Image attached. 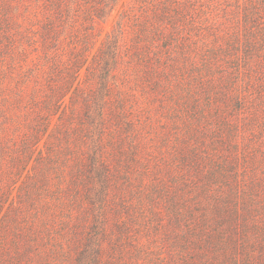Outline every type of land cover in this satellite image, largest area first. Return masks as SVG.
<instances>
[{
    "label": "rangeland",
    "instance_id": "1",
    "mask_svg": "<svg viewBox=\"0 0 264 264\" xmlns=\"http://www.w3.org/2000/svg\"><path fill=\"white\" fill-rule=\"evenodd\" d=\"M44 2H0V8H11L12 24L8 32L14 43L9 47L10 54L0 52V129L6 158L0 169V243L3 244L0 264H74L90 228L89 204L85 200L87 190L71 164L61 179L56 173L58 160L52 153L66 148L74 150L79 142L78 129L83 118L77 110L85 108V92L96 87L95 60L121 16L133 14L134 6L133 0H119L105 22L95 19L92 24L79 12L75 25L70 26L65 35L66 41L72 43L69 49L75 54L70 56L64 44L58 67L53 66L57 57L53 50H48L50 44L44 47L37 35L42 32L44 18L38 13L43 12ZM34 14H38L37 23L32 17ZM134 22L133 15L127 22L128 38L122 49L123 61L114 74V94L108 113L110 122L104 152L112 168L113 197L104 258L110 254L107 264H178L180 252L188 246H178L171 241L181 239L182 235L174 232L178 227L172 222L168 201H174L178 193L188 195L187 201L197 200L195 194H188L189 190L181 181L185 166L180 155L190 157L193 143L197 142L195 152L199 155L200 168L195 170L196 175L202 171L203 176L212 170L210 161L227 164L223 178L212 181V197L202 195L197 200H202L207 211L208 201L212 203L217 195L227 196L223 202L228 207L229 201H246L251 195H255V200L249 201L263 204L264 138H258L257 134L264 127V114L258 119L259 125L253 126L254 132L247 127L249 121L245 122L244 115L235 114L234 120H238L240 128L238 154L234 153L229 145V117L232 115L229 96L227 103L217 97L223 85L229 87V79L223 84L224 79L216 73L211 80L215 88L200 87L193 78L191 65L170 59L163 41L154 42L151 36L139 41L138 23ZM30 30L35 35H29ZM22 45L25 53H21ZM78 59L83 66L74 70L75 75L70 76L66 69L67 72L63 71L67 65V68L74 66ZM68 78L72 81L68 93L58 111L48 117L43 101L46 94L52 85ZM18 91L25 100L18 98ZM44 127L37 144L30 150L23 146L25 134L32 135L36 129L43 131ZM69 132L70 136H65ZM257 145L262 147L258 149ZM61 155L63 158L64 154ZM68 158L73 161L72 156ZM46 173L47 180L43 178ZM206 180L198 181V189L205 187ZM177 186L179 191H175ZM149 201H158L163 213L162 225L150 220ZM15 206L26 214V217H17L18 222L13 219ZM201 215L199 212L197 217ZM222 224L229 227V218ZM1 226H6L7 231H1ZM210 227L213 229L212 222ZM17 230H20L18 236L36 232L32 239L18 240L15 247ZM3 239L5 243L1 242ZM194 247L197 255L203 254L200 246ZM209 250L208 253L204 250V257L211 259L213 250ZM6 252H10L9 258L14 262L5 263ZM186 254L189 258L190 252ZM217 258L220 264H229V258L219 254Z\"/></svg>",
    "mask_w": 264,
    "mask_h": 264
},
{
    "label": "trees",
    "instance_id": "2",
    "mask_svg": "<svg viewBox=\"0 0 264 264\" xmlns=\"http://www.w3.org/2000/svg\"><path fill=\"white\" fill-rule=\"evenodd\" d=\"M44 1L43 12L38 13L44 18L42 32L39 31L37 35H40L44 47L50 44L48 50H53L57 57L53 66L58 67L64 44L67 45V53L70 56L75 54L69 49V44L72 43L66 41L65 35L69 27L75 25L79 12H82L87 23L92 24L95 19L105 22L119 2V0ZM133 3L131 9L133 14L121 16L95 60L96 87L85 92L83 97L85 108L77 110L83 118V123L78 129L79 142L74 145V150L69 151L66 148L52 153V156L58 160L56 173L61 179L63 180V174L71 164L75 167L74 172L80 176L84 189L87 190L85 200L89 204L90 228L81 242L74 264H107L110 255L104 258V243L109 235L110 201L113 197V173L104 152L105 138L107 125L110 122L108 113L111 110L114 94V74L123 61L122 49L128 38L127 22L133 15L134 24L138 23V37L141 38L139 41L147 36H151L154 42L163 41L169 50L170 59L176 58L185 66L191 65L193 78L200 87L207 85L215 88V83L211 80L216 73H220L219 76L224 79L223 84L229 79V87L223 85L217 97L227 103L229 96V112L232 114L229 117V145H232L234 153L238 154L237 138L240 128L238 120H234L235 114L244 115L245 122L249 121L247 127L253 132L255 129L253 126L259 125L258 119L264 114V0H133ZM10 12H12L11 8H0V45L4 47L0 52L5 54H10L9 47L14 45L8 32L12 24ZM38 14L32 15L36 23ZM29 35H35V32L32 33L30 30ZM25 51L24 46L21 47V53ZM224 65H227V71L223 70ZM67 66L63 71H70L71 76L75 75L74 70L81 68L83 64L78 59L74 66L70 65V68ZM59 74L63 75L61 69ZM74 79L75 76L72 81ZM72 81L69 78L64 79L62 83L50 87V92L43 100L44 107L48 110V117L58 111ZM22 94L18 91L17 96L20 100H25ZM63 126L64 124L59 127L60 133L63 132ZM46 127L43 131L36 129L32 135L25 134L23 146L30 150L39 142L40 134ZM65 136H70V132ZM257 136L264 138V127ZM1 139L2 129H0V169L6 159ZM193 147L190 157L186 154L180 155L185 166L181 181H184L186 190H189L188 194H195L194 198L198 200L202 195L211 196L212 181L223 178L222 174L227 164L223 161H210L209 167L212 166V170L209 169L203 176L202 171L196 175L195 170L200 168L199 155L195 152V148L198 147L197 142L193 143ZM260 147L262 145H257L258 149ZM50 148L53 152V146ZM61 154H64L63 158ZM69 156L73 157L74 162L68 158ZM187 165L191 166L187 168ZM47 174L43 177L45 180L48 178ZM202 179L208 180L204 182V188L198 189L200 187L198 181ZM179 183L180 177L177 184ZM175 191H179L178 186ZM60 193H63V189ZM218 196L221 195L214 197L212 203L208 201L210 206L208 211L202 200L187 201L188 195L178 193L177 197L174 196V201H168L172 222L174 221L178 227L174 232L182 235L181 239H171V241L178 246H188L180 252L178 264H220L216 260L217 254L229 258V264H264V241H260L261 238L264 239V201L263 204L261 201H249L255 200V195H251L246 201H229L228 207L223 202L227 196ZM1 198L0 195V200ZM81 200L83 201L82 198ZM149 204L148 212L152 215L150 220L158 221L162 225L163 213L158 201H149ZM30 206L32 210L35 209L34 205ZM13 208V213H16L13 218L15 221L17 217H26L18 206ZM199 212L202 214L200 218L197 217ZM228 218L229 227L225 228L222 223ZM28 220L27 217L24 221L27 223ZM211 222L213 229L210 227ZM1 231H7L6 226L2 227ZM19 231L17 230L15 235V247L18 246V240L32 239L36 232L18 236ZM1 242L5 243L4 239ZM2 245L0 243V246ZM196 245L203 249L201 252L203 254L197 255L194 250ZM209 249L213 250L211 259L204 257V252L208 253ZM187 251L190 252L189 258ZM9 253L6 252L5 263L14 262L9 258ZM157 263L161 264V262Z\"/></svg>",
    "mask_w": 264,
    "mask_h": 264
}]
</instances>
